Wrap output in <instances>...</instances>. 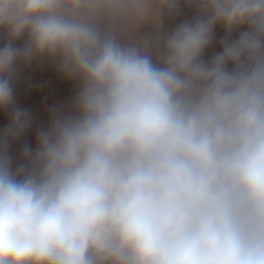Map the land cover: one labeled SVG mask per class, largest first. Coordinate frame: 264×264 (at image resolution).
I'll list each match as a JSON object with an SVG mask.
<instances>
[{
	"label": "clouds",
	"instance_id": "9594fccd",
	"mask_svg": "<svg viewBox=\"0 0 264 264\" xmlns=\"http://www.w3.org/2000/svg\"><path fill=\"white\" fill-rule=\"evenodd\" d=\"M0 32V264H264V0H0ZM34 61L77 91L13 167Z\"/></svg>",
	"mask_w": 264,
	"mask_h": 264
},
{
	"label": "rangeland",
	"instance_id": "374dc122",
	"mask_svg": "<svg viewBox=\"0 0 264 264\" xmlns=\"http://www.w3.org/2000/svg\"><path fill=\"white\" fill-rule=\"evenodd\" d=\"M195 11L181 4L180 14L173 18L165 17L162 30L169 31L172 27L183 20L191 19ZM152 29L145 25L141 34L151 32ZM225 35L223 27L217 25L215 28V40L205 50L204 59L209 60L214 54L220 52V40ZM236 34L233 33V36ZM6 42V34L0 32V46ZM24 39L17 41V46H22ZM231 67V65L229 66ZM14 105L27 109L31 113L32 122L29 128L19 138L10 142L8 152L13 158V167L21 162V152L25 144L30 145L33 150L36 147V136L40 129L47 128L52 110L67 111L77 91L75 81L68 80L57 72L54 65L48 62L34 61L30 65L21 64L18 67V75L13 81ZM10 122V113L0 111V135L3 134Z\"/></svg>",
	"mask_w": 264,
	"mask_h": 264
}]
</instances>
